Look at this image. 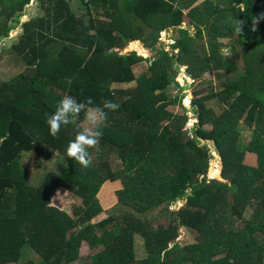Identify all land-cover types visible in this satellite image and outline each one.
Masks as SVG:
<instances>
[{
    "label": "trees",
    "instance_id": "16d2710c",
    "mask_svg": "<svg viewBox=\"0 0 264 264\" xmlns=\"http://www.w3.org/2000/svg\"><path fill=\"white\" fill-rule=\"evenodd\" d=\"M199 1L0 0V54L11 49L27 64L0 83V264H264V0ZM183 23L195 27L194 36ZM170 29L179 30L172 51L158 46ZM227 38L231 55L220 42ZM131 41L157 53L140 76L135 66L149 60L124 53ZM130 49L148 56L139 42ZM183 69L192 87L207 74L227 78L220 90L194 92L192 129L178 81ZM66 95L119 104L105 110L100 151L90 150L87 168L66 155L85 112L56 137L45 122ZM177 105L184 115L170 109ZM244 126L252 130L248 142ZM204 141L221 157L222 180L214 178L220 170L208 178ZM29 153L44 161L58 153L67 168L33 186L23 164ZM247 153L257 155V166L245 163ZM112 184L115 198L105 191ZM64 190L82 200L73 214L54 204ZM112 203L115 214L93 223ZM160 212L169 220L155 227ZM183 228L197 234L195 243L180 242ZM137 236L147 252L142 260ZM26 247L38 259L24 258Z\"/></svg>",
    "mask_w": 264,
    "mask_h": 264
},
{
    "label": "rangeland",
    "instance_id": "374dc122",
    "mask_svg": "<svg viewBox=\"0 0 264 264\" xmlns=\"http://www.w3.org/2000/svg\"><path fill=\"white\" fill-rule=\"evenodd\" d=\"M202 1H204V0H200L198 2V4L201 3ZM213 1H215V3L221 2L222 6L225 5V1H223V0H213ZM77 3H78V1H77ZM32 5L36 6L37 4H36V2L33 1ZM30 16L31 15L28 14L24 18V20H26V21L29 20ZM99 18H101V19L103 18L104 20H107V18L104 16L99 17ZM175 30L176 29H171V30L165 31V34L163 33L164 37H162L158 46L160 47L164 43L167 47V50L172 51L171 45L175 43L173 41V39L176 37L175 33L177 34V32ZM20 32H21V30L19 29L16 32L14 31L12 35L14 36V38L18 37ZM192 34H193V31H192ZM194 35H195V32H194L193 36ZM207 42H208V39H207V36L205 33L204 43L207 44ZM220 42H224L223 46H222V50H224L225 54L231 55V49H232L233 41L227 38V39H220ZM5 45H7L8 48L11 46V44L9 42H5ZM3 46H4V43L2 44L0 51L3 48ZM5 48H7V47H5ZM146 50H147L146 53L148 54V56L141 54L138 50H131V49L129 50V47H127V49L124 51V53L129 52V51H136V52H138V54L140 56L149 60V61H144V62H142L136 66L138 76H140L142 73L146 72L149 69V65L155 60L154 57L157 54L156 52H153L150 49L146 48ZM237 56H235L234 59H236L238 62L241 60V51L239 49H237ZM26 68H27V64L22 59H20L15 53H13L11 49H8L7 51L6 50L3 51L0 54V83L13 79L14 77L19 75L20 73L24 72L26 70ZM183 70H185V69H183ZM183 70L181 71V74L179 75V79H180V81H182V83H183L184 75L187 76L186 74L183 73ZM220 75H221V78L218 77L219 73H217V72L212 73V74H207L205 77L204 83L201 82L199 85H196L193 87L190 86V81H186V85H185V83H183L184 88H185V90H184L185 97L183 99V107L188 110L189 129H192V127H194L197 123L196 116L193 112V105H192V100L194 98V92H198L200 90H203L202 93L207 95L212 89L220 90L222 87L220 84L224 80L227 79L223 74H220ZM227 77H231V74H229ZM133 84L136 85L135 83H133ZM208 105L210 107H212L217 112H221L223 110L222 107H224L223 105L221 107L214 99L208 100ZM170 109L173 112H175L176 114H179V115L185 114V110L180 105L171 106ZM88 127H89V124H88V121L86 119L80 125V128L81 129H87ZM242 129H243V132H242L243 140L245 142H248L250 139V135L252 134V130L248 129L245 126ZM202 144L207 145L210 149V153L212 156L211 161H210L211 173L217 174L219 170L221 173V171H222V160H221V157H220L219 153L217 152L213 142L204 141ZM113 159H114V164H116L118 167H120L121 163L119 162L118 157L116 155H114ZM212 162H216V163L219 162V166L215 167V169H212V166H213ZM23 164H24L25 168L29 171L28 176H29L30 183L33 186H40L44 182L46 176L50 172H56V173H60V174L64 173L66 168H67L68 161H67L66 157L61 156L58 153L55 155V157L51 161H44L40 157L38 158L37 156H35V154L29 153V154L24 156ZM208 178L211 179V176ZM214 178L222 180L221 174L214 177ZM118 188H119V186L116 184L110 185L107 190L105 189V191L108 193L106 195L108 197L113 196L115 198L116 193L118 191ZM54 204H57L62 209L73 214L74 208L82 205V200L80 198H78L77 196H75L74 194L64 190L60 193V198L56 197L54 199ZM113 204L114 203L109 204L107 206V211H105L104 213H102L98 217H96L93 220V223H98L102 220L107 219L111 214H115L116 210L114 209ZM183 204H184V201H181L177 204V206L175 205L172 209L182 207ZM251 212H252V210H249L247 212V214H246L247 218H249L251 216V214H252ZM168 220L169 219L164 216V213L160 212L156 215V217L153 218V224L155 227H158L161 224L167 223ZM111 229L118 232L116 227H112ZM196 237H197L196 233H194L192 231L190 232L189 230L183 228L181 230L180 242L183 245L193 244V243H195V241L197 239ZM135 249L137 251V256L139 259L142 260V259L147 257V252H146L145 246H144V240L140 236H137V238H136V248ZM82 251H83L84 256H87L89 253H91L88 246L84 247L82 249ZM27 254H28L29 258L33 257L35 259H38L37 254L30 247L25 248L24 258L26 257ZM24 258L22 259V261L24 260ZM73 264H81V263H80V261H77Z\"/></svg>",
    "mask_w": 264,
    "mask_h": 264
},
{
    "label": "clouds",
    "instance_id": "9594fccd",
    "mask_svg": "<svg viewBox=\"0 0 264 264\" xmlns=\"http://www.w3.org/2000/svg\"><path fill=\"white\" fill-rule=\"evenodd\" d=\"M90 106H93L92 112H88ZM118 108L119 104L108 98H103L99 105H95L92 97L77 101L76 98L66 95L57 102L54 113L46 114L45 122L50 134L56 137L62 125L67 126L73 123L82 111L85 112L89 127L76 132L75 138L69 141L66 147V155L87 168L94 159L93 151L90 150L100 151L103 127L108 115L105 110L116 111Z\"/></svg>",
    "mask_w": 264,
    "mask_h": 264
},
{
    "label": "crops",
    "instance_id": "0c3cea01",
    "mask_svg": "<svg viewBox=\"0 0 264 264\" xmlns=\"http://www.w3.org/2000/svg\"><path fill=\"white\" fill-rule=\"evenodd\" d=\"M187 27H189V29H190V33H191L190 35L193 36V34H194V32H195V27H194L193 25H188L187 23L183 24V28H187ZM170 30H171V29H170ZM175 31L177 32V34L175 33V35H176V37H177V36L179 35V30L176 29ZM192 31H193V34H192ZM174 37H175V36H174ZM176 37L173 39V41H174L175 43L172 44V45H175V44L177 43V41H176ZM135 42H139L140 45L143 46V48L146 49L145 45H144L141 41H135ZM135 42H134V43H135ZM132 44H133V43H130V45H129L128 47H130ZM176 50L178 51V52L176 51V53H179L180 49H176ZM134 70H135V72H136V74H137L136 66H135ZM183 73L186 74V71L184 70ZM186 75H187V74H186ZM187 76H188V75H187ZM117 87H121V88H123V87H126V85H117ZM90 112H92V111H90ZM245 163L248 164V165H250V166H257V155L254 154V153H247V154L245 155ZM220 174H221V173H220ZM220 174H219V175H220Z\"/></svg>",
    "mask_w": 264,
    "mask_h": 264
},
{
    "label": "built area",
    "instance_id": "2783aa9c",
    "mask_svg": "<svg viewBox=\"0 0 264 264\" xmlns=\"http://www.w3.org/2000/svg\"><path fill=\"white\" fill-rule=\"evenodd\" d=\"M183 71H184V70H183ZM178 81L180 82V84H181L182 87H184L183 83H185V85H186V81H190V86H191L192 84L196 83L195 80H194L193 78L188 77V76H185V75H184V78H183V83H182V81H180L179 78H178Z\"/></svg>",
    "mask_w": 264,
    "mask_h": 264
},
{
    "label": "water",
    "instance_id": "95a60500",
    "mask_svg": "<svg viewBox=\"0 0 264 264\" xmlns=\"http://www.w3.org/2000/svg\"><path fill=\"white\" fill-rule=\"evenodd\" d=\"M24 21H26V20H24ZM183 24H185V23H183ZM164 34H165V32H163ZM11 37H14L13 35L11 36ZM162 37H164V35H162ZM135 41H131V43H134ZM131 52H133V51H129V52H126V54H129V53H131ZM209 171H211V168L209 169ZM208 171V175H209V172ZM209 177H210V175H209ZM212 179V178H211Z\"/></svg>",
    "mask_w": 264,
    "mask_h": 264
},
{
    "label": "bare ground",
    "instance_id": "6f19581e",
    "mask_svg": "<svg viewBox=\"0 0 264 264\" xmlns=\"http://www.w3.org/2000/svg\"><path fill=\"white\" fill-rule=\"evenodd\" d=\"M134 44V43H133Z\"/></svg>",
    "mask_w": 264,
    "mask_h": 264
}]
</instances>
